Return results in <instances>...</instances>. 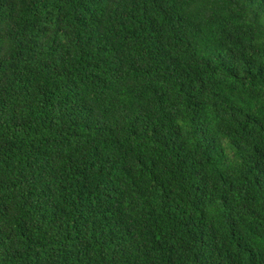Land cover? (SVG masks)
I'll use <instances>...</instances> for the list:
<instances>
[{
  "label": "trees",
  "instance_id": "trees-1",
  "mask_svg": "<svg viewBox=\"0 0 264 264\" xmlns=\"http://www.w3.org/2000/svg\"><path fill=\"white\" fill-rule=\"evenodd\" d=\"M0 264H264V0H0Z\"/></svg>",
  "mask_w": 264,
  "mask_h": 264
}]
</instances>
